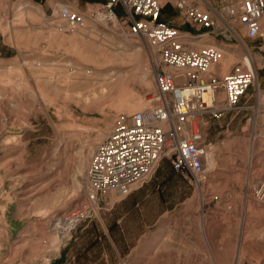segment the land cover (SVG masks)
I'll return each mask as SVG.
<instances>
[{
    "label": "rangeland",
    "instance_id": "1",
    "mask_svg": "<svg viewBox=\"0 0 264 264\" xmlns=\"http://www.w3.org/2000/svg\"><path fill=\"white\" fill-rule=\"evenodd\" d=\"M100 1L0 0V264H264V51L248 37L205 39L223 50L216 71L230 72L246 48L258 70L246 109L200 120L210 143L206 179L163 158L145 182L157 188L145 219L159 218L142 247L99 239L101 213L87 202L90 158L119 115L148 105L158 58ZM162 2L172 8L166 21L198 31ZM59 4L97 19L69 31ZM87 205L72 235L61 234V214Z\"/></svg>",
    "mask_w": 264,
    "mask_h": 264
},
{
    "label": "built area",
    "instance_id": "2",
    "mask_svg": "<svg viewBox=\"0 0 264 264\" xmlns=\"http://www.w3.org/2000/svg\"><path fill=\"white\" fill-rule=\"evenodd\" d=\"M167 1L185 17L184 23L198 31L161 21L162 0H101L98 4L128 34L145 40L158 56L157 88L149 94L148 105L119 115L92 154L86 172L87 202L98 212L108 207L111 193L124 198L150 179L166 157L175 171L204 181L210 143L200 120L243 110L242 99L258 76L252 49L264 51V0H218L217 7L203 0L214 15L201 2ZM59 14L69 31L86 27L89 19L98 16L72 4H61ZM209 36L230 41L248 37L256 45L247 48L240 62L223 74L215 70L223 50L206 43ZM263 186L258 185V194ZM88 207L61 214L69 234L87 216Z\"/></svg>",
    "mask_w": 264,
    "mask_h": 264
},
{
    "label": "crops",
    "instance_id": "3",
    "mask_svg": "<svg viewBox=\"0 0 264 264\" xmlns=\"http://www.w3.org/2000/svg\"><path fill=\"white\" fill-rule=\"evenodd\" d=\"M192 1L198 4L200 3L199 0ZM209 1L213 4L212 0ZM242 106L245 107L244 109L247 108L244 105ZM155 191H157L155 185L143 183L135 187L131 194L124 198H120L115 193H111L108 199V208L106 210L102 209V212L100 211L101 216L97 220L102 227V233L99 239L108 241L107 245L114 248H131L130 252L135 248L142 247L143 241L148 237L147 232L159 218L157 217L155 221L145 219L144 202ZM155 213L159 216V210H156ZM131 230L137 233L134 235L128 234Z\"/></svg>",
    "mask_w": 264,
    "mask_h": 264
},
{
    "label": "bare ground",
    "instance_id": "4",
    "mask_svg": "<svg viewBox=\"0 0 264 264\" xmlns=\"http://www.w3.org/2000/svg\"><path fill=\"white\" fill-rule=\"evenodd\" d=\"M61 4L58 5V7H60ZM243 43V42H242ZM244 44V43H243ZM247 49V48H246ZM91 159V158H90ZM259 195L261 197V200H264V186L262 188L259 187ZM264 203V202H263ZM56 224L58 225L57 228L61 230V234L62 232H64L65 236L71 235L68 233V228L62 223L61 217L58 218V220H56ZM55 227V226H54Z\"/></svg>",
    "mask_w": 264,
    "mask_h": 264
},
{
    "label": "trees",
    "instance_id": "5",
    "mask_svg": "<svg viewBox=\"0 0 264 264\" xmlns=\"http://www.w3.org/2000/svg\"><path fill=\"white\" fill-rule=\"evenodd\" d=\"M89 1H93V0H89ZM169 8H171V6H168L167 8L165 7L162 9V13H161V16L159 18L161 21H166L165 15H166L167 9H169Z\"/></svg>",
    "mask_w": 264,
    "mask_h": 264
}]
</instances>
